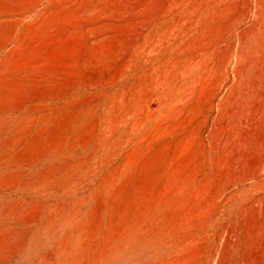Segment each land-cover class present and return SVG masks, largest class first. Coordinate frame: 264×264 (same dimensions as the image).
I'll use <instances>...</instances> for the list:
<instances>
[{
  "label": "rangeland",
  "instance_id": "1",
  "mask_svg": "<svg viewBox=\"0 0 264 264\" xmlns=\"http://www.w3.org/2000/svg\"><path fill=\"white\" fill-rule=\"evenodd\" d=\"M55 3L52 15L20 30L13 23L15 39L0 43V62L21 61L0 92V264H40L47 255L54 264H264V0H50L43 10ZM114 97L122 106L114 118L132 111L121 122L122 146L103 157L100 148L115 137L102 122ZM81 112L76 138L90 146L49 156ZM47 126L40 143L24 140ZM134 150L138 166L115 179ZM166 184L174 192L148 209L155 211L150 222L146 202L162 200Z\"/></svg>",
  "mask_w": 264,
  "mask_h": 264
},
{
  "label": "bare ground",
  "instance_id": "2",
  "mask_svg": "<svg viewBox=\"0 0 264 264\" xmlns=\"http://www.w3.org/2000/svg\"><path fill=\"white\" fill-rule=\"evenodd\" d=\"M28 16H26L25 18H27ZM24 18V19H25ZM24 19H19V20H16V21H14V24L16 25V29L17 30H20L22 27H25V26H27V25H29L30 23H32V22H34V19L33 20H31L30 22H28L27 24H24ZM25 30H27V28L25 29ZM28 61H31V59L30 60H27L26 62H28ZM19 62H21L19 59H12V58H4L3 59V61H1L0 62V92L2 93V91H4V90H6V81H5V74H6V72L7 71H11L12 72V76L13 77H17L18 75H17V65H18V63ZM6 93V92H5ZM5 93L3 92V94L5 95ZM3 95V96H4ZM2 98V97H1ZM0 102H1V100H0ZM106 110H107V113H106V115H105V118L103 117V125H104V127L105 128H109V131L110 130H113L114 132H115V137H113V140L112 141H109L107 144H105L104 145V147L101 149L100 148V150H102V153H103V157L106 155V156H109V155H111L112 153H113V151H115L117 148H120L121 146H120V144H122V140L124 139V135H123V129L125 128V126L123 125L124 123L123 122H125V121H128L129 120V118H130V114H131V109L130 110H125V111H123V112H121L120 114H121V120H117V118H120V117H117V118H114V114H115V112H117L118 111V109H120L121 111H122V106H120V102H119V100H117V98H113V99H111L110 100V103L109 104H107L106 103ZM0 107H1V105H0ZM1 110L3 109V108H0ZM104 110V109H103ZM1 112V111H0ZM104 113V112H103ZM85 116H86V112H81V113H79L78 115H75V116H73L72 118H71V121H73L74 123H76L75 125H73V127H72V129H67V131H66V133H65V136L63 137V138H61V139H58V140H55V143H54V146L52 145L51 147V149H50V153L48 154L49 156H53L54 158H59V157H61L63 154H66V153H74L75 151H76V149H87L88 148V146H90V145H88L86 142H83V141H81V140H79V139H77L76 138V136H77V134H76V132H77V129L79 128L78 126V123L83 119V118H85ZM1 118H3V116H0ZM113 118V119H112ZM4 119V118H3ZM1 121V120H0ZM70 120H67L66 122H65V124L67 125V126H69L68 125V122H69ZM123 124H122V123ZM3 123H4V121H3ZM0 124H1V122H0ZM81 126H82V124H80ZM47 129H48V126L47 127H43L42 128V130H41V132L40 133H36V132H33V134H31L30 132V134H27L26 135V137H25V141H27V142H32V143H35L36 141L38 142V143H40L39 142V140L43 137V134H47ZM106 130V129H105ZM32 131V130H31ZM104 131V130H103ZM28 132V131H27ZM102 132V131H101ZM106 132V131H105ZM104 132V133H105ZM112 132V131H111ZM103 133V132H102ZM25 135V134H24ZM107 135V134H106ZM110 135H111V133H110ZM109 135V136H110ZM101 136H102V134H101ZM0 137H1V135H0ZM107 137V136H106ZM101 138H103V137H101ZM112 138V137H111ZM2 139V138H1ZM108 139H109V137H108ZM127 139H129V138H127ZM42 140V139H41ZM126 140V139H125ZM131 140V139H130ZM104 141V140H103ZM128 141V140H127ZM99 142H101V140L99 141ZM37 143V144H38ZM129 143L131 144V141H129ZM27 145V144H26ZM30 145V144H29ZM28 145V146H29ZM98 145V144H97ZM4 146V145H3ZM31 146V145H30ZM32 146H33V144H32ZM35 146H37V145H35ZM100 146V145H99ZM102 146V145H101ZM100 146V147H101ZM120 146V147H119ZM98 147V146H97ZM126 147V146H125ZM30 147H28V149H29ZM50 148V147H49ZM122 148H124V147H122ZM126 148H128V147H126ZM2 149V148H1ZM26 149H27V147H26ZM27 149V150H28ZM32 149V148H31ZM30 149V150H31ZM48 149V148H47ZM46 149V150H47ZM3 150V149H2ZM23 150V149H22ZM26 150V151H27ZM118 150V149H117ZM125 150V149H124ZM81 150H79V152H80ZM120 151V150H119ZM119 151H118V155H119ZM22 152V151H21ZM86 152V151H85ZM98 152V151H97ZM100 152V151H99ZM2 153H4V152H2ZM24 153V152H23ZM26 153V152H25ZM47 153V152H46ZM46 153H43L42 154V158L44 159V157L43 156H45L46 155ZM76 153V152H75ZM95 153H96V151H95ZM101 153V152H100ZM101 153V154H102ZM40 154V153H39ZM85 154V153H84ZM96 155V154H95ZM114 155V154H113ZM112 155V156H113ZM3 156V155H2ZM38 156V155H37ZM66 156H67V154H66ZM71 156H72V154H71ZM79 156L81 157V154H79ZM153 156V155H152ZM152 156H151V158H152ZM158 156V155H157ZM25 157V156H24ZM39 157V156H38ZM78 157V156H77ZM94 157V156H93ZM17 158V157H16ZM35 158H36V156H35ZM49 158H51V157H49ZM68 158V157H67ZM75 158V157H74ZM82 158V157H81ZM108 158V157H107ZM115 158V157H114ZM139 158H140V155H139V153L137 152V150L135 151H132V152H130V154H128V155H126V157L124 158V160L122 161V163H121V167H120V170L118 171V172H116V174H115V172L113 173V174H115L114 175V177H115V179L118 177L119 179H120V177L119 176H122L123 174H125V173H128L129 172V170L130 169H132V168H134V167H136V166H138V161L140 162V160H139ZM150 158V157H149ZM148 159V160H152V159H154V162H155V157L154 158H152V159ZM160 158H161V156H160ZM159 158V159H160ZM33 159V158H32ZM47 159H48V157H47ZM56 159V160H57ZM64 159V158H63ZM71 159V158H70ZM77 159V158H76ZM100 159V158H99ZM102 159V158H101ZM105 159V158H104ZM109 159H111V158H109ZM108 159V160H109ZM162 159H164V158H162ZM12 160H13V158H12ZM17 160V159H16ZM21 160V159H20ZM30 161H31V159H29ZM29 160H28V162H29ZM40 160H42V159H40ZM82 160V159H81ZM80 160V161H81ZM103 160V159H102ZM102 160H100L99 162H101ZM108 160H106V162L109 164V161ZM3 161V160H2ZM1 161V162H2ZM60 161V160H59ZM63 161V160H62ZM69 161V160H68ZM113 161H115V159L113 160ZM153 161V160H152ZM160 161V160H159ZM13 162V161H12ZM12 162H10V163H12ZM22 163H23V161H21ZM34 162V161H33ZM39 162H41V161H39ZM43 162V161H42ZM84 162V161H83ZM98 162V161H97ZM149 162V161H148ZM4 163V162H3ZM15 163V162H14ZM19 163V162H18ZM25 163V162H24ZM37 163V162H36ZM61 163V162H60ZM74 163V162H73ZM78 163V162H77ZM80 163V162H79ZM91 163V162H90ZM138 163V164H137ZM141 163H143V162H141ZM164 163V162H163ZM162 163V164H163ZM70 164H71V162H70ZM81 164H83V163H81ZM80 164V165H81ZM99 164V163H98ZM103 164V163H102ZM107 164V165H108ZM118 164H120V163H118ZM152 164V163H151ZM150 164V162H149V165H151ZM166 164V163H165ZM8 165V164H7ZM13 165V164H12ZM25 165V164H24ZM69 165V164H68ZM72 165V164H71ZM104 165H106V163L104 162ZM144 165V164H143ZM152 165H155V164H152ZM169 165V164H168ZM26 166H28V165H26ZM37 166V165H36ZM70 166V165H69ZM116 166V165H115ZM141 166V165H140ZM156 166V165H155ZM159 166H161V164L159 165ZM0 167H2V166H0ZM21 167H22V164H21ZM38 167V166H37ZM50 167H52V166H50ZM68 167V166H67ZM70 167H72V166H70ZM69 167V168H70ZM98 167V166H97ZM111 167V166H110ZM164 167H166V166H164ZM168 167V166H167ZM179 167H181V166H179V165H177V167H176V169H174V170H176V173L178 172L179 173V171H178V169H180ZM9 168V167H8ZM8 168H6V169H8ZM55 168V167H54ZM63 168H66V167H63ZM62 168V169H63ZM81 168V167H80ZM116 168V167H115ZM139 168V167H138ZM141 168H143V167H141ZM153 168V167H152ZM155 168V167H154ZM5 169V168H4ZM32 169V168H31ZM34 169V168H33ZM38 169V168H37ZM71 169V168H70ZM111 169V168H110ZM146 169H148V168H146ZM157 169V168H156ZM161 169H162V166H161ZM24 170V169H23ZM28 170V169H27ZM36 170V169H35ZM52 170V169H51ZM66 170V169H65ZM78 170H80V169H78ZM77 170V171H78ZM99 170V169H98ZM152 171H153V169H151ZM39 171H41V170H39ZM45 171V170H44ZM43 171V172H44ZM58 171V170H57ZM86 171H88V170H86ZM138 171V170H137ZM143 171V170H142ZM147 171V170H146ZM155 171V170H154ZM163 171V170H162ZM166 171V170H165ZM168 171V170H167ZM166 171V172H167ZM16 172H18V171H16ZM16 172H14V173H16ZM20 172H22V171H20ZM27 172V171H26ZM25 172V173H26ZM66 172V171H65ZM65 172H63V173H65ZM103 172V171H102ZM140 172V170L137 172V173H139ZM172 172V171H171ZM180 172H181V169H180ZM2 173V172H1ZM4 173V172H3ZM12 173V172H11ZM24 173V174H25ZM31 173V172H30ZM73 173V172H72ZM80 173V172H79ZM78 173V174H79ZM104 173V172H103ZM140 173H142V172H140ZM149 174V175H147V174ZM163 173V172H162ZM170 173V172H169ZM174 173H175V171H174ZM9 174H10V172H9ZM19 174V173H18ZM57 174V173H56ZM55 174V175H56ZM58 174H60L59 172H58ZM84 174V173H83ZM86 174V173H85ZM144 174H146L147 175V179H149L150 178V176L152 175L153 177H154V174L155 173H151V171H150V173H149V171H147V172H145V170H144ZM151 174V175H150ZM5 175V174H4ZM6 175H8V174H6ZM14 175V174H13ZM37 175V174H36ZM65 175V174H64ZM71 175V174H70ZM141 174H139V176H140ZM146 175H144V176H146ZM157 175H159V173L158 174H156L155 176V178H157L158 176ZM174 175H177V174H174ZM3 176V175H2ZM31 176V175H30ZM48 176V175H47ZM60 176V175H59ZM75 176H77V175H75ZM125 176V175H124ZM124 176H122V177H124ZM142 176V175H141ZM163 176H165V175H163ZM10 178H11V175L9 176ZM13 177V176H12ZM15 177V176H14ZM13 177V178H14ZM27 177V176H26ZM53 177H54V175H53ZM64 177V176H63ZM95 177V176H94ZM170 177H172V176H170ZM174 177V176H173ZM181 177V176H180ZM184 177H185V175H184ZM4 178H5V176H4ZM7 178H8V176H7ZM6 178V179H7ZM13 178H11V179H13ZM34 178V177H33ZM58 178V177H57ZM112 178H113V176H112ZM141 178V177H140ZM143 178V177H142ZM155 178H154V180H155ZM160 178V177H159ZM159 178H157L158 180H160ZM169 178V177H168ZM177 178V180H178V176L176 177ZM188 178V177H187ZM186 178V179H187ZM194 177H192V175H191V180L193 179ZM9 179V178H8ZM11 179H9V180H11ZM22 178H20V179H18V180H21ZM37 179V178H36ZM48 179V178H47ZM74 179H75V177H74ZM128 179V178H127ZM151 179H152V177H151ZM174 180H175V178H173ZM173 179H169V182H170V180H172L171 181V183L172 182H175ZM196 179V178H195ZM14 180H15V178H14ZM13 180V182H15ZM27 180V179H26ZM30 180V179H29ZM28 180V181H29ZM44 180H46V179H44ZM73 180V179H72ZM71 180V181H72ZM131 180V179H130ZM134 180V179H133ZM153 180V179H152ZM165 180H166V178H165ZM181 180V179H180ZM6 181V180H5ZM4 181V182H5ZM22 181V180H21ZM43 181V180H42ZM69 181V180H68ZM113 181H114V179H113ZM120 181V180H119ZM147 181V180H146ZM186 181V180H185ZM184 181V182H185ZM194 181V180H193ZM9 182V181H8ZM11 182V181H10ZM24 182V181H23ZM94 182V181H93ZM129 182V181H128ZM131 182H132V180H131ZM137 182H138V180H137ZM158 182V181H157ZM183 182V181H182ZM7 183V182H6ZM15 183H18L17 182V180H16V182ZM38 183V182H37ZM36 183V184H37ZM109 183H111V182H109ZM115 183H117V181L115 182ZM140 183V182H139ZM147 183H149L148 181H147ZM151 183H152V181H151ZM153 183H154V181H153ZM162 183V182H161ZM164 183H165V181H164ZM163 183V184H164ZM170 183V184H171ZM177 183V182H176ZM8 184H10V187L12 186L11 185V183H8ZM19 184V183H18ZM54 184H56V183H54ZM62 184H64V182L62 183ZM66 184V183H65ZM131 184V183H130ZM132 184H135V183H133L132 182ZM141 184H143V182H141ZM145 184V183H144ZM143 184V185H144ZM157 184V183H156ZM23 185V184H22ZM33 185H35V184H33ZM57 185H60V183L59 184H57ZM67 185H68V183H67ZM113 185V184H112ZM147 185V184H146ZM150 185H152V184H150ZM168 184H166L165 186H167ZM185 185V184H184ZM6 186H8V185H6ZM31 186V185H30ZM48 186V185H47ZM66 186V185H65ZM111 186V185H110ZM114 186V185H113ZM116 186V185H115ZM130 186V185H129ZM147 186H149V185H147ZM173 186V185H172ZM171 185H168V187H166V191L164 192V195L161 197L162 198V200L161 199H157L156 197H160V195L158 196V194H157V196H151L150 198H149V200H147L148 202H146V209L144 210L145 212L147 211L148 212V216H147V218L150 220V222L154 219V217H155V211H150V210H148V209H150V208H152V206L153 205H159L160 203H168L169 201H170V197H171V194H172V192H174L173 190L174 189H172V188H175V186L174 187H172ZM1 187H3V186H1ZM37 187V186H36ZM63 187V186H62ZM99 187V186H98ZM141 187H142V185H141ZM144 187H146L145 185H144ZM155 187H157V185H155ZM159 187V186H158ZM158 187L156 188L157 190H158ZM194 187V186H193ZM16 188V187H15ZM14 188V189H15ZM64 188V187H63ZM115 188V187H114ZM123 188V187H122ZM129 188V187H128ZM161 188V187H160ZM162 188H163V186H162ZM161 188V189H162ZM165 188V187H164ZM30 189V188H29ZM94 189V188H93ZM109 189V188H108ZM127 189V188H126ZM137 189V188H136ZM142 189V188H141ZM150 189V188H149ZM56 190H58V189H56ZM110 190V189H109ZM130 190V189H129ZM128 190V191H129ZM153 190H154V188H153ZM162 190H164V189H162ZM162 190H160V192L162 191ZM175 190H177V189H175ZM25 191V190H24ZM60 191V190H59ZM112 191V190H111ZM131 191V190H130ZM129 191V192H130ZM148 191V190H147ZM178 191V190H177ZM189 191V190H188ZM188 191H186V192H188ZM198 190H196L195 192H197ZM34 192V191H33ZM96 192V191H95ZM94 192V193H95ZM123 192V191H122ZM143 192V191H142ZM141 192V194H143ZM150 192V191H149ZM158 192H159V190H158ZM159 192V193H160ZM25 193V192H24ZM27 193V192H26ZM25 193V194H26ZM56 193V192H55ZM62 193V192H61ZM94 193H93V195H94ZM136 193V192H135ZM156 193H157V191H156ZM190 193V192H189ZM89 194H90V192H89ZM127 194V193H126ZM137 194V193H136ZM145 194H147V193H145ZM149 194V193H148ZM147 194V195H148ZM154 194V193H153ZM163 194V193H162ZM187 194V193H186ZM192 194H193V190H192ZM191 194V195H192ZM88 195V194H87ZM144 195V194H143ZM147 195H144V197L145 196H147ZM150 195V194H149ZM64 196V195H63ZM67 196V195H66ZM141 196V195H140ZM86 197V196H85ZM90 197V196H89ZM93 197V196H92ZM131 197V196H130ZM181 197V196H180ZM82 198H84V197H82ZM134 198V197H133ZM148 198V197H147ZM178 198V197H177ZM193 198V197H192ZM94 199V198H93ZM105 199V198H104ZM64 200V199H63ZM71 200V199H70ZM79 200V199H78ZM90 200V199H89ZM92 200V199H91ZM124 200H125V198H124ZM128 200H130V199H128ZM127 200V201H128ZM139 200V199H138ZM143 200V199H142ZM146 200V199H145ZM181 200H183V198L181 199ZM185 200V199H184ZM193 200V199H192ZM75 201H77V200H75ZM75 201L73 202V204H75ZM81 201H83V200H81ZM105 201V200H104ZM144 201V200H143ZM142 201V202H143ZM175 201V200H174ZM177 201H179L180 202V200H177ZM70 202V201H69ZM182 202V201H181ZM180 202V203H181ZM111 203V202H110ZM134 203H135V201H134ZM145 203V202H144ZM172 203V202H171ZM175 203H177V202H175ZM175 203L173 204V205H175ZM191 200H189L188 202H187V205L191 208ZM20 204V203H19ZM59 204H60V202H59ZM58 204V205H59ZM126 204V203H125ZM14 205V204H13ZM45 205V204H44ZM44 205L42 206V208L44 207ZM82 205V204H81ZM85 205H86V203H85ZM84 205V206H85ZM89 205V204H88ZM91 205V204H90ZM89 205V206H90ZM113 205V204H112ZM134 205V204H133ZM139 205V204H138ZM142 205H143V203H142ZM141 205V206H142ZM185 205V204H184ZM20 206V205H19ZM19 206H17V208L19 207ZM36 206V205H35ZM38 206V205H37ZM73 206V205H72ZM106 206V205H105ZM129 206V205H128ZM132 206V205H131ZM165 206V205H164ZM168 206V205H167ZM85 207H87V206H85ZM91 207H93V204H92V206ZM95 207H97V206H94V208ZM100 207H102L101 205H100ZM107 207V206H106ZM139 207V206H138ZM163 207V206H162ZM186 207V205L184 206V208ZM16 208V209H17ZM26 208V207H25ZM39 208H40V206H39ZM41 208V209H42ZM67 208V207H66ZM102 208H104V207H102ZM123 208V207H122ZM142 208V207H141ZM164 208V207H163ZM174 208V207H173ZM181 208V207H180ZM59 209V208H58ZM88 209H91V208H88ZM126 209H128V208H126ZM137 209V208H136ZM155 209V208H154ZM153 209V210H154ZM35 210H37V209H35ZM43 210V209H42ZM56 210V209H55ZM97 210V209H96ZM102 210H104V209H102ZM101 210V211H102ZM106 210V209H105ZM108 210V209H107ZM121 210H123V209H121ZM121 210H119L120 212H121ZM142 210V209H141ZM140 210V211H141ZM159 210H160V208H159ZM158 210V211H159ZM162 210V209H161ZM181 210V209H180ZM7 211V210H6ZM44 211H46V210H44ZM65 211V210H64ZM76 211V210H75ZM74 211V212H75ZM77 211H79V210H77ZM83 211V210H82ZM95 211V210H94ZM133 211H136V210H133ZM143 211V212H144ZM171 211V210H170ZM62 212H63V210H62ZM66 212V211H65ZM86 212V211H85ZM90 212V211H89ZM97 211H95L94 213H96ZM99 212V211H98ZM142 212V213H143ZM144 212V213H145ZM172 212V214H173V211H171ZM181 212V211H180ZM50 213V212H49ZM54 213V212H53ZM78 213V212H77ZM84 213V212H83ZM93 213V212H92ZM92 213H90V214H92ZM163 213V212H162ZM174 213H176V212H174ZM177 213H178V210H177ZM64 214H66V213H64ZM100 214V213H99ZM108 214V213H107ZM146 214V213H145ZM165 214V213H164ZM170 214V213H169ZM172 214H170V215H172ZM39 215H40V213H39ZM59 215V214H58ZM84 215H86V213L84 214ZM93 215V214H92ZM98 215V214H97ZM101 215V214H100ZM133 215H134V212H133ZM141 215V214H140ZM140 215H139V217H140ZM167 215V214H166ZM174 215V214H173ZM177 215V218L179 217V215H181V214H175V216ZM107 216V215H106ZM109 216V215H108ZM131 216V215H130ZM161 216H163V214L161 215ZM160 216V217H161ZM169 216V215H168ZM175 216H173V217H175ZM92 217V216H91ZM117 217V216H116ZM14 218H15V216H14ZM86 218V217H85ZM94 218H95V214H94ZM103 218V217H102ZM112 218V217H111ZM133 218V217H132ZM138 218V217H137ZM159 218V217H158ZM157 218V219H158ZM165 218V217H164ZM167 218H170V217H167ZM166 218V219H167ZM172 218V217H171ZM180 218V217H179ZM58 219V218H57ZM65 219V218H64ZM73 219V218H72ZM139 219V218H138ZM137 219V220H138ZM147 219V220H148ZM185 219V218H184ZM39 220V219H38ZM37 220V221H38ZM89 220V219H88ZM90 220H91V218H90ZM90 220H89V222H90ZM96 220H99L98 222H100V217L98 218V219H96ZM95 220V221H96ZM132 220V219H131ZM143 220V219H142ZM146 220V221H147ZM148 220V221H149ZM155 220V219H154ZM160 220V219H159ZM175 220H176V218H175ZM65 221V220H64ZM74 221V220H73ZM83 221V220H82ZM106 221H110V219H108V220H106ZM113 221V220H112ZM126 221H127V219H126ZM156 221V220H155ZM166 221H168V220H166ZM174 221V220H173ZM43 222V221H42ZM75 222H77V221H75ZM80 222V221H79ZM84 222H85V220H84ZM130 222V221H129ZM128 222V223H129ZM149 222V223H150ZM154 222V221H153ZM160 222V221H159ZM181 222V221H180ZM66 224H67V221L65 222ZM87 223H88V221H87ZM104 223V222H103ZM145 223V222H144ZM179 223V222H178ZM177 223V224H178ZM183 223V222H182ZM66 224H65V226H66ZM69 224V223H68ZM82 224V223H81ZM106 224V223H105ZM126 224V223H125ZM156 224V223H155ZM160 224V223H159ZM163 224V223H162ZM168 224V223H167ZM171 224V223H170ZM173 224V223H172ZM52 225V224H51ZM57 225H59V224H57ZM72 225V224H71ZM77 225V224H76ZM79 225V224H78ZM87 225V224H86ZM104 225V224H103ZM140 225H143V223L142 224H140ZM148 225V224H147ZM181 225V224H180ZM39 226V225H38ZM53 226V225H52ZM52 226H50V228H52ZM70 226V225H69ZM84 226V225H83ZM87 226H90L89 228H88V233L92 236L94 233H95V229L89 224V225H87ZM101 225H99V227H100ZM146 226V225H145ZM159 226V225H158ZM165 226H167L166 224H165ZM171 226V225H170ZM182 227H183V225H181ZM59 227V226H58ZM81 227V226H80ZM116 227V226H115ZM115 227H114V229H115ZM160 227V226H159ZM163 227V226H162ZM174 227V226H173ZM181 227V228H182ZM76 228V227H75ZM83 228V227H82ZM120 228V227H119ZM140 227H138V229H139ZM148 228L149 227H147V230H148ZM150 228H152V227H150ZM149 228V229H150ZM171 228H172V226H171ZM170 228V229H171ZM62 229V228H61ZM67 229V228H66ZM65 229V230H66ZM80 229V228H79ZM84 229V228H83ZM157 229V228H156ZM164 229H166L167 230V228H164ZM69 230V229H68ZM118 229H116V231H117ZM124 230V229H123ZM159 230V229H158ZM163 229H160V232L162 231ZM188 230V229H187ZM43 231V230H42ZM49 231H50V229H49ZM115 231V230H114ZM115 231V232H116ZM119 231V230H118ZM126 232H127V230H125ZM136 231V230H135ZM142 231H143V229L141 230V235H142ZM151 231H153V229H151ZM155 231V230H154ZM157 231V230H156ZM8 232V231H7ZM67 232V231H66ZM74 232V231H73ZM73 232H72V234H73ZM78 232V231H77ZM134 232V231H133ZM159 232V233H160ZM170 232H172V231H170ZM177 232H179V231H177ZM177 232H174V234H176ZM182 232V231H181ZM11 233V232H10ZM39 233V232H38ZM58 233V232H57ZM62 233V232H61ZM75 233V232H74ZM84 233V232H83ZM100 233V232H99ZM135 233V232H134ZM152 233V232H151ZM150 233V234H151ZM155 233V232H154ZM168 233V232H167ZM69 234H71V232L69 233ZM68 234V235H69ZM72 234H71V236H72ZM98 234V233H97ZM106 234H108V233H106ZM111 234V233H110ZM121 234H123V233H121ZM149 234V233H148ZM166 234V233H165ZM8 235V234H7ZM62 235V234H61ZM99 235V234H98ZM133 235V234H132ZM132 235H130V236H132ZM154 235H159L158 233L157 234H154ZM170 235V234H169ZM65 236H67L66 234H65ZM70 236V235H69ZM70 236V237H71ZM85 236V235H84ZM107 236V235H106ZM115 236V235H114ZM116 236H117V234H116ZM146 235H144V237H145ZM162 236V235H161ZM172 236V235H171ZM176 236V235H175ZM174 236V237H175ZM8 236H6V238H7ZM41 237V236H40ZM43 237V236H42ZM50 237V236H49ZM61 237V236H60ZM108 237V236H107ZM110 237V236H109ZM120 237H121V235H120ZM140 237V236H139ZM138 237V238H139ZM148 237V236H147ZM146 237V238H147ZM150 237V236H149ZM173 237V238H174ZM65 238V237H64ZM64 238H62V239H64ZM81 238H82V236H81ZM98 239V237H95V239ZM113 238V237H112ZM142 239H143V237H141ZM140 238V239H141ZM156 238V237H155ZM155 238H154V240H155ZM160 238H162V237H160ZM159 238V239H160ZM173 238H172V240H173ZM177 238V237H176ZM51 239H53V237L51 238ZM59 239V238H58ZM75 239V238H74ZM101 239H102V237H101ZM129 239V238H128ZM145 239V238H144ZM149 239V238H148ZM151 239V238H150ZM150 239H149V241H150ZM48 240V239H47ZM50 240V239H49ZM55 240H56V238H55ZM61 240V239H60ZM70 240H71V238H70ZM69 240V241H70ZM75 240H78L77 239V237H76V239ZM132 240V239H131ZM170 240V239H169ZM180 240V239H179ZM44 241V240H43ZM68 241V240H67ZM82 241V240H81ZM80 241V242H81ZM136 241V240H135ZM157 241L158 240H155V243H157ZM162 241V240H161ZM160 241V242H161ZM171 241V240H170ZM175 241V240H174ZM182 241V240H181ZM48 242H50V241H48ZM48 242H47V244H48ZM52 242V241H51ZM56 242V241H55ZM63 243H64V241H62ZM78 242V241H77ZM79 242V243H80ZM84 242V241H83ZM97 242H99V241H97ZM101 242V241H100ZM106 242V241H105ZM114 242H115V240H114ZM139 242V241H138ZM144 243H145V240L143 241ZM142 242V243H143ZM147 242V241H146ZM151 242V241H150ZM160 242H158V243H160ZM168 242V241H167ZM176 242V241H175ZM174 242V243H175ZM44 243V242H43ZM60 243V242H59ZM70 243V242H69ZM78 243V244H79ZM85 243V242H84ZM116 243V242H115ZM129 243H130V241H129ZM149 243V242H148ZM173 243V244H174ZM191 243V242H190ZM47 244H45V245H47ZM54 244V243H53ZM56 244V243H55ZM81 244V243H80ZM95 244V243H94ZM117 244V243H116ZM115 244V245H116ZM133 244V243H132ZM137 244V243H136ZM135 244V245H136ZM145 244H147V243H145ZM144 244V245H145ZM161 244V243H160ZM164 244H167L166 242L164 243ZM168 244H170V243H168ZM180 244V243H179ZM36 245V244H35ZM58 245V244H57ZM61 245V244H60ZM59 245V246H60ZM63 245V244H62ZM69 245V244H68ZM75 245V244H74ZM109 245V244H108ZM141 245V244H140ZM144 245L142 246L143 248H144ZM154 245V244H153ZM178 245V244H177ZM22 246V245H21ZM48 246V245H47ZM53 246V245H52ZM72 246V245H71ZM91 246V245H90ZM93 246V245H92ZM119 246V245H118ZM136 246H138V245H136ZM145 246H147V245H145ZM155 246H156V244H155ZM162 246V245H161ZM173 246H175V245H173ZM44 247V246H43ZM51 247V246H50ZM74 247V246H73ZM139 247V246H138ZM137 247V248H138ZM177 247H179V246H177ZM181 247V246H180ZM52 248V247H51ZM69 248V247H68ZM76 248V247H75ZM74 248V249H75ZM80 248V247H79ZM101 248V247H100ZM129 248V247H128ZM127 248V249H128ZM150 248V247H149ZM152 248V247H151ZM174 248V247H173ZM18 249V248H17ZM53 249H55V248H53ZM62 249V248H61ZM104 249V248H103ZM119 249H120V247H119ZM127 249H126V251H127ZM140 249V248H139ZM162 249V248H161ZM165 249V248H164ZM178 249V248H177ZM14 250H16V249H14ZM79 250V249H78ZM78 250H75L76 252L78 251ZM176 250V249H175ZM61 251V250H60ZM66 251V250H65ZM68 251V250H67ZM130 252H131V246H130V250H129ZM143 251V250H142ZM141 251V252H142ZM155 251V250H154ZM157 251V250H156ZM155 251V252H156ZM180 251H181V249H180ZM105 252V251H104ZM141 252H140V254H141ZM150 252V251H149ZM148 252V253H149ZM175 252V251H174ZM179 252V251H178ZM8 253H10V252H8ZM39 253V252H38ZM42 253V252H41ZM50 253H52V251L50 252ZM72 253V252H71ZM88 253V252H87ZM127 252H125V254H126ZM145 253V252H144ZM160 253V252H159ZM173 253V252H172ZM7 254V253H6ZM56 254V253H55ZM89 254H90V252H89ZM92 254V253H91ZM109 254V253H108ZM111 254H112V252H111ZM136 254V253H135ZM142 254H143V252H142ZM141 254V255H142ZM155 254V253H154ZM160 254H163V253H160ZM41 255V254H40ZM62 255H63V253H62ZM104 255V254H103ZM117 255V254H116ZM134 255V254H133ZM132 255V256H133ZM145 255H146V253H145ZM152 254H150V256H151ZM158 255V254H157ZM156 255V256H157ZM164 255V254H163ZM69 256V255H68ZM87 256V255H86ZM101 256V255H100ZM115 256V255H114ZM122 256V258H123V255L121 254L120 256H119V258ZM149 256V255H148ZM149 256V257H150ZM152 256H154V255H152ZM168 256V255H167ZM35 257V256H34ZM57 257V256H56ZM80 257V256H79ZM102 257V256H101ZM105 256H103V258H104ZM135 257V256H134ZM144 257V256H143ZM148 257V258H149ZM162 257V256H161ZM160 257V258H161ZM63 258H64V256H63ZM63 258H61V260L63 259ZM85 258V257H84ZM99 258V257H98ZM118 258V257H117ZM118 258V259H119ZM125 258V257H124ZM123 258V259H124ZM129 258V257H128ZM133 258V257H132ZM130 259V260H133V259ZM141 258H142V256H141ZM154 258V257H153ZM156 258V257H155ZM43 259V262H41L42 264H54V257L51 255V257L50 256H48L47 255V257H45V258H42ZM89 259V258H88ZM87 259V260H88ZM116 259V258H115ZM138 259V258H137ZM136 259V260H137ZM140 259V258H139ZM138 259V260H139ZM151 259V258H150ZM149 259V260H150ZM164 259V258H163ZM32 260V259H31ZM34 260V259H33ZM108 260V259H107ZM117 260V259H116ZM116 260H114V261H116ZM122 260V259H121ZM129 260V261H130ZM146 260H147V258H146ZM154 260V259H153ZM152 260V261H153ZM157 260V259H156ZM161 260V259H160ZM59 261H60V259H59ZM67 261V260H66ZM81 261V260H80ZM126 261V260H125ZM124 261V262H125ZM142 261V260H141ZM144 261H145V258H144ZM148 261V260H147ZM147 261H146V263H147ZM162 261V260H161ZM160 261V262H161ZM2 262V261H1ZM35 262V261H34ZM39 262V261H38ZM64 262V261H63ZM71 262H72V260H71ZM85 261H83V263H84ZM99 262V261H98ZM97 262V263H98ZM107 262V261H106ZM105 262V263H106ZM112 262V261H111ZM40 263V264H41ZM56 263V262H55ZM80 263H82V262H80ZM79 263V264H80ZM144 263V262H143ZM151 263V262H150ZM149 263V264H150ZM163 263V262H162ZM166 263V262H165ZM71 264V263H70ZM86 264V263H85ZM100 264V263H99ZM120 264V263H119ZM135 264H139L138 263V261L135 263ZM145 264V263H144ZM155 264H157V263H155Z\"/></svg>",
  "mask_w": 264,
  "mask_h": 264
},
{
  "label": "crops",
  "instance_id": "3",
  "mask_svg": "<svg viewBox=\"0 0 264 264\" xmlns=\"http://www.w3.org/2000/svg\"><path fill=\"white\" fill-rule=\"evenodd\" d=\"M50 0H0V43L6 44L15 39L12 36V28L17 16H28L24 19V24H27L33 19L38 18L41 15H52L58 8L56 3L52 5L53 10H43ZM42 10V11H41ZM8 26L7 39L2 40V31H4V25ZM7 40H10L7 42ZM5 53V52H3Z\"/></svg>",
  "mask_w": 264,
  "mask_h": 264
}]
</instances>
